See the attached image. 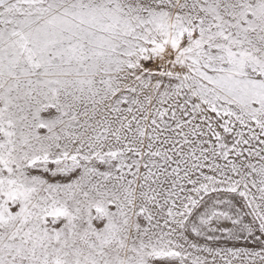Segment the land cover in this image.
<instances>
[{
	"label": "snow or ice",
	"instance_id": "snow-or-ice-1",
	"mask_svg": "<svg viewBox=\"0 0 264 264\" xmlns=\"http://www.w3.org/2000/svg\"><path fill=\"white\" fill-rule=\"evenodd\" d=\"M0 264H264V0H0Z\"/></svg>",
	"mask_w": 264,
	"mask_h": 264
}]
</instances>
